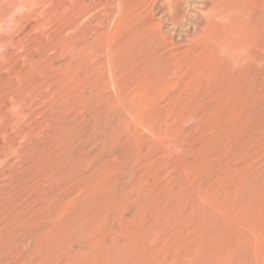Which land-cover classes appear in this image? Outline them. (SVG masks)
Here are the masks:
<instances>
[{
  "label": "rangeland",
  "instance_id": "obj_1",
  "mask_svg": "<svg viewBox=\"0 0 264 264\" xmlns=\"http://www.w3.org/2000/svg\"><path fill=\"white\" fill-rule=\"evenodd\" d=\"M194 1L177 29L156 5L170 71L125 77L99 48L102 13L78 0H0V264H264V205L249 218L245 192L236 220L255 230L189 256L224 153L244 170L235 184L264 175L250 90L200 89L195 26L211 1Z\"/></svg>",
  "mask_w": 264,
  "mask_h": 264
},
{
  "label": "bare ground",
  "instance_id": "obj_2",
  "mask_svg": "<svg viewBox=\"0 0 264 264\" xmlns=\"http://www.w3.org/2000/svg\"><path fill=\"white\" fill-rule=\"evenodd\" d=\"M78 1L80 12L97 10V14H99L98 12L103 14L101 23H109L102 34L103 41L98 43L99 48L108 56L114 72L125 77L132 76L138 72L139 67L145 65H154L165 74L170 71L173 62L170 60L171 57L167 58V55L162 52L163 46L168 42L163 36L160 23L155 21L156 5L159 2L162 4L160 5L164 9L163 13L168 17L172 26L177 29L185 26L187 16L183 6L185 4L193 5L195 2L194 0H95L93 5L88 7L86 0ZM210 1L204 9L207 13L203 22L195 26L196 37H199V41L196 45L197 50L194 51V60L199 67L197 76L201 80L200 89L204 88L209 91L210 96L214 98L219 89L239 90L247 87L252 95V101L247 109L248 120L256 123V127H260L264 124V0ZM101 27L103 26L101 25ZM94 38L96 37L94 36ZM90 48L91 51H94L92 46ZM175 58L176 56L173 57V59ZM176 61L175 59L174 63ZM250 61L252 64L248 65L247 62ZM224 154L226 163L218 170L216 169L215 181L219 185L214 196L216 207L212 213L213 216L203 222L202 228L198 227L200 231L195 230L198 231L195 234L199 235V246L189 252L193 262L196 261V257L198 260L199 254L204 248H208L209 251L212 249L214 252L213 248L219 244H227L235 232L241 230L253 232L255 230V221L252 219L245 217L236 220L237 211L242 203L240 198L244 192L242 204L245 202L249 218H253L257 213L252 212L255 210V206L264 205V175L262 180H258L259 183L256 184L251 180V183L247 182L244 185V179L241 184H235L240 173L244 170L232 166V164H236L233 162L234 159L232 161L234 153ZM247 165L248 170L256 172L255 164ZM195 242H197L196 239ZM231 245L233 246V244Z\"/></svg>",
  "mask_w": 264,
  "mask_h": 264
}]
</instances>
